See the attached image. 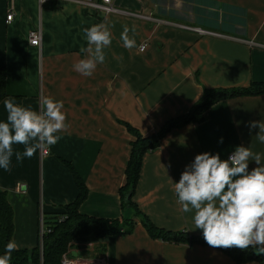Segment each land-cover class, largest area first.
I'll return each instance as SVG.
<instances>
[{
    "label": "crops",
    "instance_id": "obj_1",
    "mask_svg": "<svg viewBox=\"0 0 264 264\" xmlns=\"http://www.w3.org/2000/svg\"><path fill=\"white\" fill-rule=\"evenodd\" d=\"M120 12H101L73 1L0 0V67L6 96L39 108L40 98L63 101L68 128L59 141L31 158H12L0 169V189L13 209L12 240L18 248L36 245L40 216L62 211L77 195L70 166L86 186L79 210L87 215H121L119 188L133 136L125 123L148 135L185 114L205 88H230L264 82V0H113ZM11 19L7 20V15ZM145 16V17H144ZM108 23L113 35L106 61L90 77L73 64L85 58L82 29ZM135 26L136 47H123V27ZM180 25L212 32L201 34ZM39 29V46L28 34ZM131 36V31L129 32ZM264 121V93L223 99L199 122L170 129L159 146L142 157L133 201L155 226L171 231L194 229V212L184 213L173 182L202 152L227 159L237 145L264 154L249 121ZM22 151L23 146H16ZM47 153H42V150ZM264 163V160H262ZM249 161V170L256 167ZM130 233L103 238L79 236L71 252L80 256L97 245L98 264H264L237 262L208 244L152 238L138 217Z\"/></svg>",
    "mask_w": 264,
    "mask_h": 264
},
{
    "label": "clouds",
    "instance_id": "obj_2",
    "mask_svg": "<svg viewBox=\"0 0 264 264\" xmlns=\"http://www.w3.org/2000/svg\"><path fill=\"white\" fill-rule=\"evenodd\" d=\"M87 46L80 52L85 58L73 64V69L90 77L98 65L106 61L105 49L113 35L108 23H98L82 29ZM131 31L132 35H129ZM135 26L123 27L120 40L123 47H136ZM5 119L0 120V169L11 170L12 158L22 161L31 158L38 149L55 145L59 133L68 128L63 101L43 96L39 108L22 106L14 97L3 100ZM249 130L257 129L255 138L264 144V121L248 122ZM16 146H23L17 150ZM264 154L250 146L237 145L227 159L218 153L205 151L196 154L185 166L178 182H173L177 202L184 213L194 212V229L202 230L206 243L214 248L253 249L264 255ZM249 161L256 167L249 170ZM18 250L9 240L0 264H10L12 252Z\"/></svg>",
    "mask_w": 264,
    "mask_h": 264
},
{
    "label": "trees",
    "instance_id": "obj_3",
    "mask_svg": "<svg viewBox=\"0 0 264 264\" xmlns=\"http://www.w3.org/2000/svg\"><path fill=\"white\" fill-rule=\"evenodd\" d=\"M5 69L0 67V101L6 96ZM264 93V82H252L248 86L230 88H205L201 97L183 115L167 121L161 128L152 134L143 135L130 124L125 123L128 132L133 136L130 142V154L125 168V181L119 188L121 215L116 218L94 217L82 213L80 204L86 197V186L76 171L70 166L76 186V198L66 204L62 211L42 216L45 232L42 235L40 247L39 234L36 245L32 248H18L12 252L10 264H62V255H71L73 240L79 236H93L103 238L111 234H127L135 225L134 217L140 216V221L152 238L168 241H184L207 244L203 235H191L184 230L171 231L155 226L140 212L133 201L135 186L139 177L142 157L146 152L159 146L160 139L170 129L190 122H199L204 118V112L217 101L248 95ZM133 212V213H132ZM39 225V221H38ZM14 230L13 209L5 190L0 189V255H3L5 246L12 240ZM229 254L235 261L242 262L248 259L264 261V255H255L249 248L241 250L236 247L220 248ZM83 250L80 256L95 257L104 253L105 247L97 245L93 251ZM96 253V255H95Z\"/></svg>",
    "mask_w": 264,
    "mask_h": 264
},
{
    "label": "built area",
    "instance_id": "obj_4",
    "mask_svg": "<svg viewBox=\"0 0 264 264\" xmlns=\"http://www.w3.org/2000/svg\"><path fill=\"white\" fill-rule=\"evenodd\" d=\"M39 1L41 4H44L45 2L50 1V0H39ZM56 1H73L76 3L83 4L85 6H88V7L92 8L93 10L101 11V12H105V13L120 12L119 9L114 7V5L112 3L113 0H56ZM11 16H12L11 14H8L7 20H10ZM180 27H182L184 29L194 30V31L199 32L201 34H213L210 31L203 30V29L197 28V27H190V26H186V25H180ZM28 37H29L30 45H33V46H39L40 45L41 32L39 29L31 30L28 34ZM42 153H47V150H45V149L42 150ZM230 154H228V156ZM44 232H45V227L43 225L42 217L40 216L39 231H38L39 238H40V247L42 246V235ZM96 260H97V258L90 257V256L76 257V256H72V255L65 253L62 255L61 263L62 264H98V262Z\"/></svg>",
    "mask_w": 264,
    "mask_h": 264
},
{
    "label": "water",
    "instance_id": "obj_5",
    "mask_svg": "<svg viewBox=\"0 0 264 264\" xmlns=\"http://www.w3.org/2000/svg\"><path fill=\"white\" fill-rule=\"evenodd\" d=\"M255 253V252H254ZM71 255L72 256H76L77 254L76 253H74V252H71ZM256 255V254H255ZM257 256V255H256Z\"/></svg>",
    "mask_w": 264,
    "mask_h": 264
},
{
    "label": "rangeland",
    "instance_id": "obj_6",
    "mask_svg": "<svg viewBox=\"0 0 264 264\" xmlns=\"http://www.w3.org/2000/svg\"><path fill=\"white\" fill-rule=\"evenodd\" d=\"M133 213V212H132ZM138 218H140V216H137Z\"/></svg>",
    "mask_w": 264,
    "mask_h": 264
}]
</instances>
